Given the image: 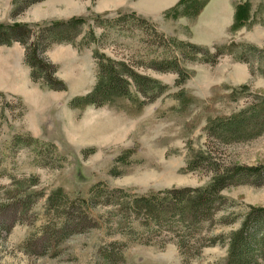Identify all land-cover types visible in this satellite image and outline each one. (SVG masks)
<instances>
[{
    "label": "rangeland",
    "instance_id": "1",
    "mask_svg": "<svg viewBox=\"0 0 264 264\" xmlns=\"http://www.w3.org/2000/svg\"><path fill=\"white\" fill-rule=\"evenodd\" d=\"M181 1L43 0L20 10L21 0H0V24L34 26L77 18L86 23L77 44L90 30L96 40L88 47L54 44L44 52L64 91L47 90L30 79L25 84L12 74L7 85L14 94L0 95V264H219L226 257L227 245L220 240L198 257L183 260L173 242L163 248L136 244L108 235L103 224L70 236L53 253L41 237L52 192L87 199L91 187L103 184L147 196L165 189L205 188L215 172L229 176L251 169L257 177L221 192L225 202L204 237L226 236L254 210L264 209V0H209L197 15L196 4L204 0ZM244 3L246 9H238ZM130 13L171 40L167 57L173 55V43L179 47L180 66L188 74L183 84L177 86L176 73L151 66L163 52L159 39L141 36L130 19L113 22ZM96 19L107 20V26ZM187 45L198 47L193 51L199 53ZM12 46L24 60V47ZM218 48L223 54L215 64L201 60ZM94 52L126 62L134 72L165 86V92L147 102L132 84V99L72 109L70 102L96 84ZM16 60L14 56V65ZM242 112L261 114L257 130L248 134L254 138L227 143L209 136L216 120ZM25 135L53 148L43 149L39 159L33 148L13 144L14 137ZM194 161L198 164L192 170ZM14 194L20 196L12 199ZM110 250L114 258L108 261L105 253Z\"/></svg>",
    "mask_w": 264,
    "mask_h": 264
},
{
    "label": "trees",
    "instance_id": "2",
    "mask_svg": "<svg viewBox=\"0 0 264 264\" xmlns=\"http://www.w3.org/2000/svg\"><path fill=\"white\" fill-rule=\"evenodd\" d=\"M41 1L43 0H21L20 10H25ZM208 1L204 0L203 3L196 4L194 14H199ZM246 5L244 3L238 9H246ZM127 19L135 23V28L141 36L152 35L159 39L161 45L158 48L163 52L151 60V66L161 72L176 73L177 86L183 84L188 74L181 69L179 55L176 53V48L179 49V47L173 43L176 48L169 49L173 55L167 57L165 51L168 47L171 48V40L169 41L159 33L148 20L135 13L121 16L113 22L122 23ZM96 20L99 22V19ZM107 22L104 20L99 24L107 26ZM85 24L83 19L77 18L34 26L0 24V46L10 47L13 43L23 46L24 63L30 70L31 82L40 84L47 90L64 91V85L54 78L56 68L46 62L42 56L54 44H67L75 48L94 44L96 40L92 30L84 36L87 39L81 38L80 46L77 44ZM187 47L191 51L200 50L193 45H187ZM198 53L199 51H193V54ZM204 54L202 61L215 64L219 55L223 54V49L218 48L215 54H210L208 51ZM188 56H192V53ZM185 58L188 57L185 56ZM93 59L97 70L96 84L91 92L76 97L70 102L69 106L72 109L109 106L121 99H132L130 92L132 84L137 93L142 98L144 96L147 102H152L166 90V87L157 81L134 72L124 61L107 59L97 52L93 53ZM189 59L194 60V58ZM141 105L144 104L141 103ZM258 121H261L260 113L245 116V112H242L216 120L208 128V134L220 142L227 143L251 139L256 135L249 137V132L257 130L260 125ZM13 144L21 148H33L35 156L39 159L44 157L43 149L53 148L51 144L39 142L29 135L14 137ZM197 164L195 161L191 163L192 170L196 169ZM42 165L46 166L45 163ZM255 176L257 177V174L251 169L234 170L229 176L215 172L213 183L208 187L165 189L151 192L147 196L129 194L121 189H110L103 184L91 187L87 199H82L80 196L68 198L59 192H52L46 201L48 222L41 230V237L45 240L44 247L55 253L70 236L101 229L103 224L108 230V235L119 234L132 239L136 244L163 248L173 242L183 260L198 257L204 248L221 242L227 245V251L225 259L219 264H262L264 262V209L254 210L242 220L236 231L226 236L204 237L206 228L212 227L219 208L225 202L221 192L227 187L240 185L245 182L243 180ZM16 195L12 199H15ZM26 198L27 202L32 203L30 195ZM98 210H103V215H99ZM120 246L124 247L122 244ZM112 251L105 253L108 261L114 258Z\"/></svg>",
    "mask_w": 264,
    "mask_h": 264
},
{
    "label": "crops",
    "instance_id": "3",
    "mask_svg": "<svg viewBox=\"0 0 264 264\" xmlns=\"http://www.w3.org/2000/svg\"><path fill=\"white\" fill-rule=\"evenodd\" d=\"M66 5H70L68 1H66ZM55 4H52V7ZM14 56H16V65H14ZM19 64V65H18ZM25 66L27 68V73H28V80L26 79V69L23 68L22 66ZM19 73L20 76H19ZM30 70L29 68L25 65L23 56L22 54L19 53L18 49L15 48L14 46L12 47H0V93L1 94H14L12 91L11 87L7 85V82L11 80V75L15 74V76H18V81H22L25 84L29 81ZM13 81L15 80L14 78L12 79ZM24 85V84H22ZM25 86V85H24ZM16 95V94H15Z\"/></svg>",
    "mask_w": 264,
    "mask_h": 264
}]
</instances>
